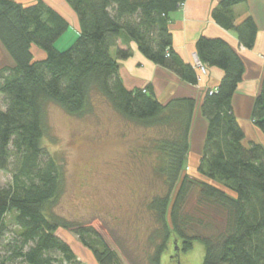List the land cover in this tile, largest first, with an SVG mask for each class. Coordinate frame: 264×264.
<instances>
[{
  "label": "trees",
  "instance_id": "16d2710c",
  "mask_svg": "<svg viewBox=\"0 0 264 264\" xmlns=\"http://www.w3.org/2000/svg\"><path fill=\"white\" fill-rule=\"evenodd\" d=\"M21 1L0 0V46L13 64L0 70V171L11 175V184L0 187V264H84L57 235L60 230L74 234L96 264H119L92 227L56 213L65 192L64 167L42 145L49 105L81 117L92 113L93 95L120 118L157 134L143 156L166 192L145 204L153 227L144 264H161L172 235L175 257L199 241L202 264H264V148L242 145L244 133L233 115L231 101L244 74L235 50L222 39L199 37L195 43L200 64L223 76L200 105L207 128L197 167L188 171L195 100L162 104L150 86L128 90L118 65L132 57L134 43L147 61L197 85L195 66L174 51L168 28L169 16L185 0H63L79 27L63 51L55 43L67 31V20L42 0L29 6ZM247 1L221 0L211 17L250 50L257 26L250 17L236 24L231 11ZM32 45L45 59L33 61ZM251 121L264 135V74ZM190 200L195 213L188 211Z\"/></svg>",
  "mask_w": 264,
  "mask_h": 264
},
{
  "label": "rangeland",
  "instance_id": "374dc122",
  "mask_svg": "<svg viewBox=\"0 0 264 264\" xmlns=\"http://www.w3.org/2000/svg\"><path fill=\"white\" fill-rule=\"evenodd\" d=\"M45 1L71 22L62 0ZM77 36L78 32L70 25L55 43L56 49L66 50ZM31 53L33 61L46 57L44 51L35 45L31 46ZM39 54H43L44 58ZM111 56L116 58L114 50ZM4 67L12 68L13 64L0 46V70ZM92 103V113L81 117L69 116L55 105L46 109L48 134L42 145L63 164L65 172V192L55 211L69 221L92 227L117 253L119 264L134 261L144 264L146 238L153 227L145 204L153 196H163L166 192L143 156L144 148L152 139L150 137L157 134L120 118L97 95L92 96ZM250 143L261 145L260 139L248 132L242 145L247 147ZM186 167L189 169L188 161ZM10 184L11 175L0 171V187ZM195 205L193 200L188 201V211L195 213ZM57 235L70 245L78 260L84 264H96L91 253L74 234L60 230ZM173 242L172 235L161 264H176ZM203 256V244L195 241L189 252L179 254L178 262L202 264Z\"/></svg>",
  "mask_w": 264,
  "mask_h": 264
},
{
  "label": "crops",
  "instance_id": "0c3cea01",
  "mask_svg": "<svg viewBox=\"0 0 264 264\" xmlns=\"http://www.w3.org/2000/svg\"><path fill=\"white\" fill-rule=\"evenodd\" d=\"M42 1L46 3L45 0ZM220 1L185 0L183 8L169 16L168 28L172 35L173 49L185 63L191 65H194L197 60L195 43L199 37L222 39L235 50L243 62L244 74L231 101L233 115L244 132V136L248 132L256 135L260 139L261 145L264 146V136L253 126L251 121L254 99L260 91L264 74V0H248L247 3L234 6L231 9L236 24L250 17L257 26L256 41L250 50L239 46L236 35L224 30L212 19V11ZM21 3L24 6H29L34 4V0H23ZM64 4L66 5L65 2ZM66 7L71 16V22L67 20L69 27L71 25L75 32H79L76 16L67 5ZM129 48L132 57L126 61L118 62L119 77L126 89L150 86L156 99L162 104L178 98H193L195 100L187 156L188 171H194L201 154L207 128L206 120L200 114V105L207 92L217 89L223 76L222 71L214 67H207L205 75L198 74V84L191 86L182 82L171 72L147 61L137 51L134 43H129ZM39 55L41 57L43 54Z\"/></svg>",
  "mask_w": 264,
  "mask_h": 264
},
{
  "label": "built area",
  "instance_id": "2783aa9c",
  "mask_svg": "<svg viewBox=\"0 0 264 264\" xmlns=\"http://www.w3.org/2000/svg\"><path fill=\"white\" fill-rule=\"evenodd\" d=\"M183 6H184V4H182L180 8H183ZM194 66H195V69L199 75H205L206 74V67H204L202 64H200V62L198 60H195ZM212 92L213 91H210V94Z\"/></svg>",
  "mask_w": 264,
  "mask_h": 264
},
{
  "label": "flooded vegetation",
  "instance_id": "af4514ba",
  "mask_svg": "<svg viewBox=\"0 0 264 264\" xmlns=\"http://www.w3.org/2000/svg\"><path fill=\"white\" fill-rule=\"evenodd\" d=\"M173 258H171V260H172ZM174 259H177L176 260V264H179V262H178V257H176V258H174Z\"/></svg>",
  "mask_w": 264,
  "mask_h": 264
}]
</instances>
